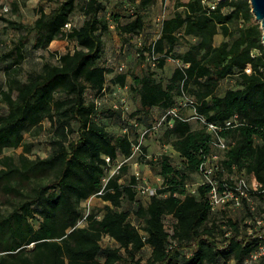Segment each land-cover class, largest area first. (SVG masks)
I'll use <instances>...</instances> for the list:
<instances>
[{"label":"trees","instance_id":"16d2710c","mask_svg":"<svg viewBox=\"0 0 264 264\" xmlns=\"http://www.w3.org/2000/svg\"><path fill=\"white\" fill-rule=\"evenodd\" d=\"M56 1L50 11L40 6L31 24L6 19L23 32L11 49L0 50L7 75L0 95L8 106L0 113V264H243L261 242L249 234L254 226L247 219L255 214L250 202L244 198L241 216L215 213L211 183L201 182L195 191L190 185L215 153L220 166L214 179L239 171L264 184V41L250 0H177L153 40L145 35L147 10L159 0H128L126 13L122 8L109 13L106 0ZM14 4L19 10V1ZM78 10L83 23L67 27ZM112 22L122 35H145L140 62L149 57L161 70L169 58L180 62L169 78L152 68L114 74L112 83L123 87L132 79L140 105L129 117L98 101L114 72L101 61ZM56 39L75 40L77 48L23 79L28 44L47 49ZM184 41L187 49L179 50ZM187 98L194 102L186 104ZM154 107L166 110L162 140L181 160L169 153L149 157L142 142V161L164 178L145 203L137 175L128 183L121 178L140 142V124L153 123L146 117ZM173 108L176 113H168ZM113 116L123 121L122 131L104 121ZM196 116L216 124L217 131ZM45 119L51 122V151L33 157L35 143L27 134ZM220 137L224 149L214 144ZM19 147L17 156L5 153ZM94 196L110 204L86 210L84 201ZM257 203L264 213V193ZM106 236L116 244L104 245ZM146 245L152 252L143 262L138 253Z\"/></svg>","mask_w":264,"mask_h":264},{"label":"rangeland","instance_id":"374dc122","mask_svg":"<svg viewBox=\"0 0 264 264\" xmlns=\"http://www.w3.org/2000/svg\"><path fill=\"white\" fill-rule=\"evenodd\" d=\"M19 1L20 9L17 10L14 2ZM26 3H25V2ZM84 1V0H80ZM177 0H159L156 4L150 6L147 10L148 12V28L147 34L150 40L156 39L161 32L162 20L165 17L172 15L176 9ZM188 1V0H182ZM25 3V4H24ZM57 4L56 0H0V50L11 49L15 41H17L23 31L10 27L9 22L6 19H14L24 23H33L38 17V8L43 6L47 11L52 10ZM107 10L109 13L115 12L122 8L124 13L128 11L130 6L128 0H106ZM126 17V16H125ZM123 21H126V19ZM85 19V15L78 10L74 13L71 21V26H80ZM70 26V27H71ZM145 35H122L116 28V24L112 22L111 31L105 34V53L102 58V63L113 67L114 72L109 75V82L107 83V90L98 99L99 103L105 107H111L114 109H121L123 115L129 117L136 107H139L140 103L136 95L132 92L130 87H121L120 85L112 84L111 79L115 73H120L124 71H131L135 69L139 73H144L146 69H157L155 64L149 57L140 62L139 47L141 46V41L144 39ZM223 37L220 35L218 42L221 41ZM188 45L184 41L178 46L179 50L187 49ZM77 48V42L71 39H56L52 42L49 48L41 49L34 48L32 44H28V56L22 63L21 77L27 79L28 74L32 71H38L42 68L43 64L47 61L57 62L58 55L65 53L67 51H74ZM180 64L176 59L169 58L166 68L164 70L157 69V75L163 78H169L174 70V68ZM6 62H2L0 67V86L6 87ZM124 65V69L121 66ZM132 81L131 77L129 78ZM227 82L224 83V86ZM88 97L91 98L94 94L91 90H88ZM8 106L6 102L2 100L0 95V113L6 112ZM156 118H153L152 124H140V139L143 144L147 142L148 144V156L155 157L164 151L162 134L165 129L166 114H162L161 109L156 110ZM104 121L108 122L116 131H122L124 125L123 121L119 116L106 117ZM135 121V119H134ZM50 125L49 119H45L41 128L37 131H33L31 134H27V140L34 142V148L31 156H46L51 151L50 144ZM150 147V148H149ZM23 151V147L19 148H7L5 149L6 154L18 155ZM143 153L141 149L135 151L134 155L128 160L130 162V170L128 175H132L135 172H139L142 181L150 187L148 193H139L144 202H147L152 193L162 185V180L158 179L157 173L151 168L150 165L145 164L142 161ZM175 162H180V156H175ZM116 167L113 168V171ZM127 178V176H125ZM125 178V179H126ZM129 179V178H127ZM204 177L201 174H195L190 185L191 189H196V187L203 181ZM143 194V195H142ZM86 210L90 208L103 209L106 208V203L99 198L94 196L83 203ZM129 206V203L127 204ZM241 209H232L229 214L237 217L243 215ZM132 220L135 223H139V219L136 216H132ZM167 226L170 227L171 218H167ZM104 245H115L116 242L109 236L103 239ZM152 252V247L146 245L142 251L138 253V257H141L143 262H146L150 257ZM120 264H131L129 261H122ZM224 264H237L235 260H231Z\"/></svg>","mask_w":264,"mask_h":264},{"label":"built area","instance_id":"2783aa9c","mask_svg":"<svg viewBox=\"0 0 264 264\" xmlns=\"http://www.w3.org/2000/svg\"><path fill=\"white\" fill-rule=\"evenodd\" d=\"M71 26V22L67 24V27ZM121 69H124V65L121 66ZM194 100L187 98V103H193ZM168 113H176V108L169 110ZM200 118L204 123H207L208 128L212 131H217L218 126L214 123L208 122L204 117L196 116ZM232 123V120L227 122L228 125ZM142 140L135 145V151L141 149ZM214 144L220 149L227 147L225 139L219 138ZM219 159L220 155L215 153L210 158H208L201 165V172L204 177L202 183L209 182L212 187L210 190V197L215 209V213L219 211H226L229 213L232 209H243L244 198H246L251 205V210L254 211V215L249 217L247 221L252 224L254 227L249 229V234L259 236L261 242L256 250H254L251 255L245 260L243 264H258L264 260V213H258V203L257 197L264 193V184L261 182L250 179L243 172L235 171L234 173L226 174L221 180L218 178H213L214 171L216 172L219 168ZM107 160H110V157H107ZM120 165H118L114 171L116 172ZM137 178L139 180L137 184V189L140 193H148L150 187L142 181V177L139 172H136ZM195 191V189H193ZM231 215V214H229Z\"/></svg>","mask_w":264,"mask_h":264},{"label":"crops","instance_id":"0c3cea01","mask_svg":"<svg viewBox=\"0 0 264 264\" xmlns=\"http://www.w3.org/2000/svg\"><path fill=\"white\" fill-rule=\"evenodd\" d=\"M220 36V35H219ZM219 36H217V43H220L221 41H219L218 42V38H219ZM222 40V39H221ZM179 65V64H178ZM176 68V67H175ZM174 68V69H175ZM174 71V70H173ZM112 82V81H111ZM131 83H132V81H128V83H127V85L126 86H124V87H130L131 86ZM112 84H114V83H112ZM115 85H117V84H115ZM121 86V85H120ZM122 87V86H121ZM131 88V87H130ZM138 99V98H137ZM137 108L138 107H136V109L135 110H137ZM161 108H159V107H154L153 109H152V112H151V114H150V116H148V117H146V119H148V121L149 122H153V118H156L155 116H156V110H160ZM187 110V113H188V115L190 116V118H191V120L193 121V123L195 124V126H198L199 125V123L196 121V119L194 118V109H192V108H188V109H186ZM161 112H162V114H165L166 113V110H164V109H161ZM148 143L147 142H145V145L146 146H148L147 145ZM163 147H164V151L162 152V153H169V154H171L173 157H175V156H179L180 154H179V152L177 151V150H175L174 148H173V146H172V144H170V143H167V142H165V141H163ZM150 148V147H149ZM149 150V149H148ZM149 152V151H148ZM156 157V156H155ZM148 165V164H147ZM129 174V172L128 173H126L122 178H121V182H123V183H128V182H130V180H131V177H132V175H135L136 174V172L134 173V174H132V175H128ZM158 175V179L159 180H162V183H163V180H164V178L161 176V175H159V174H157ZM125 176H127V178H129V179H127ZM126 178V179H125ZM140 193V192H139ZM138 193V196L140 197L141 195ZM154 193H152L151 195H153ZM143 195V194H142ZM92 198V197H91ZM100 198V197H99ZM141 198V197H140ZM150 198H151V196L149 197V199H148V201L147 202H149V200H150ZM102 199V198H101ZM142 199V198H141ZM103 200V199H102ZM106 204H110V202L109 201H105V200H103ZM147 202H145V203H147ZM135 216V215H134Z\"/></svg>","mask_w":264,"mask_h":264},{"label":"water","instance_id":"95a60500","mask_svg":"<svg viewBox=\"0 0 264 264\" xmlns=\"http://www.w3.org/2000/svg\"><path fill=\"white\" fill-rule=\"evenodd\" d=\"M250 2L252 4V10L256 16V19L261 23L264 41V0H250Z\"/></svg>","mask_w":264,"mask_h":264}]
</instances>
